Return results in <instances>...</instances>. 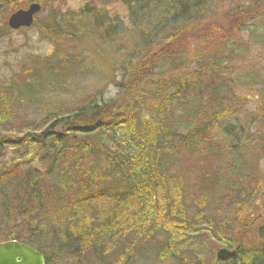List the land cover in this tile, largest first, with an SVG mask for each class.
<instances>
[{
    "label": "trees",
    "instance_id": "1",
    "mask_svg": "<svg viewBox=\"0 0 264 264\" xmlns=\"http://www.w3.org/2000/svg\"><path fill=\"white\" fill-rule=\"evenodd\" d=\"M20 1L0 0V10L4 4L14 6ZM23 1L44 5L51 0ZM120 1L126 22L141 29L138 49L149 45L151 37L162 42L144 56L137 58L132 52L123 59L113 92L100 93L63 112L45 111L36 119L29 112L36 89L46 79L72 73L78 66L76 57L53 51L51 55L59 59L55 65L50 59L36 61L7 83L0 80V241L14 239L36 248L45 264H121L136 254L144 258L143 245H160L157 257L161 260H201L206 247L193 245L189 237L202 235L204 225L212 230L211 221L190 215V206L207 208L210 196L223 189L226 203L233 204L228 208L243 210L254 192L245 163L239 157L230 160L233 153L225 154L218 142L222 139L208 134L217 119L238 105L219 73L223 62L213 63L211 56L207 62L199 61L194 77L182 75L179 57L166 56L158 48L169 45L179 22L194 19L196 24L184 36L195 37L196 32L203 42L207 33L220 38L245 30L257 38L259 25H246L257 13L244 17L234 13L228 20H215L214 32L205 12L212 10L215 0ZM80 12L91 13L87 8ZM97 13L101 16V11ZM36 17L32 26L44 22L49 32L45 23L51 25L55 15ZM115 20L111 19L113 32L123 34V23ZM70 27L68 17L64 28ZM230 41L226 51L233 59L242 53H236ZM223 52L220 48L218 55ZM142 57L147 62H139ZM247 77L251 80L237 83L249 86L260 81L257 76ZM21 103L26 110L22 116ZM221 130L225 139L235 141L244 126L232 123ZM233 146L238 153L240 148ZM180 149L201 151L194 188L200 189V204L193 200L195 205H189L183 176L172 172ZM184 232L188 235L183 236ZM257 235L264 236V222ZM232 264H264V245L240 251Z\"/></svg>",
    "mask_w": 264,
    "mask_h": 264
},
{
    "label": "rangeland",
    "instance_id": "2",
    "mask_svg": "<svg viewBox=\"0 0 264 264\" xmlns=\"http://www.w3.org/2000/svg\"><path fill=\"white\" fill-rule=\"evenodd\" d=\"M28 3L29 1L22 0L14 6L4 4L0 10V80L7 83L15 73L36 61L50 59L52 65H55L59 59L51 55L53 51L72 55L78 62V66L67 77L57 76L52 80L46 79L39 85L36 89V96L32 98L34 105L29 110L30 116L34 118L45 111L63 112L73 109L84 104L88 99L98 97L100 93L103 96L108 95L114 91V83L119 75V65L128 54L137 53V58L140 55L144 56L162 42L159 39L155 41L151 37L149 45H145L143 50L138 49L137 32H141V29L132 28L126 22L125 10L120 0H51L47 4H40L41 10L36 15V18L39 17L41 20L42 16H49L51 13L55 15L51 25L48 22L45 23L46 27L50 26L49 32H45L44 22L38 26L10 30L6 25L8 15L17 9L25 8ZM81 8H87L91 13L85 15V12H80ZM211 9L205 12V16L209 23L212 22L213 27L210 29L214 32L215 23L213 21L215 20H228L229 14L234 15V13L240 14L241 17L257 13L256 16L246 20V25L258 24L259 27L255 30L259 35L254 38L249 31L241 30L242 32L239 31L240 33L235 36L221 35L218 38L212 33H207L202 42L201 38L199 40L196 37V32L195 37L184 36L186 30L196 24L197 20L194 19L188 23L179 22V29L171 42L178 41L175 44L170 42L167 46L161 45L158 49L165 51L166 56L176 57L177 55L179 57L181 62L179 71L182 75L190 74L194 77L193 74L197 70L199 61L207 62L211 56L213 63L214 61L223 62L219 73L223 75L225 86L231 89L228 95L231 98H237L238 105L234 112H230L222 119H217L218 124L213 123L212 125L216 127L212 133L209 130L208 134L222 139L224 143L220 142V139L218 142L221 143L225 154L233 153L230 160L236 159L237 161L239 157L245 163V175L247 179H252L254 186H251L254 192L243 210H236L237 206L228 208L233 204L226 203L224 199L226 192L223 189H218L215 197L210 196L207 208H198L193 200L200 204L198 200L200 189L195 190L194 188L197 183L196 176L201 171L199 161L201 151L188 153L180 149V154L174 160L172 172L175 174L177 171L183 176L186 200L189 205H195V207L190 206L188 213L200 216L202 220L207 218L211 221L209 225L212 230H207V225H204L206 227L202 235L197 232L189 237L194 242L193 245L206 247L201 260L192 257H186V260L181 259L178 263L167 258L161 260L157 257L160 245H143V252L146 254V256L142 255L144 258L140 259V254L135 253L136 257L126 263L119 262L121 264H212L213 253L220 247H230V249L239 247L244 250L245 247L254 248L263 243L257 235V228L264 222V0H215ZM98 11H101V16L97 15ZM67 14L71 17L70 29L64 28V21L68 18ZM74 17L76 19L72 22ZM113 17L116 18L115 22L123 23V34L113 32L111 24ZM3 30L7 32L1 36ZM206 31L207 28L203 32ZM229 41L232 42L236 53H242L240 56L233 59L229 57L226 51ZM220 48L224 51L222 56L218 55ZM217 57L218 60H216ZM227 57L229 59H226ZM145 59L142 57L138 61L145 63L147 60ZM201 71L202 69H199L196 74L199 75ZM248 74L251 77L257 76L260 81L249 86H240L237 83L240 79L251 80L247 77ZM54 75L56 76V73ZM230 78H233L235 82H232ZM228 82L230 84H226ZM223 96L224 98L229 97ZM240 98L244 99L241 103ZM22 104L19 106L21 116L26 113L25 105ZM235 114L237 116H234ZM231 121L237 126L241 124L244 126V130L239 133L241 138L235 141L225 139L222 135L221 129L232 124ZM219 122H221L220 126ZM233 145L240 148L238 153ZM229 158L230 156L226 161ZM252 181L249 183L251 184ZM182 235L185 236L188 233L184 232ZM221 240L230 241L231 246L225 245ZM206 253L208 257H205Z\"/></svg>",
    "mask_w": 264,
    "mask_h": 264
},
{
    "label": "water",
    "instance_id": "3",
    "mask_svg": "<svg viewBox=\"0 0 264 264\" xmlns=\"http://www.w3.org/2000/svg\"><path fill=\"white\" fill-rule=\"evenodd\" d=\"M41 10L37 2L29 3L26 8L12 12L7 18V26L16 30L20 27H29L34 20V15ZM235 251L226 248L217 249L215 255L219 261L231 259ZM0 264H45L44 256L37 249L17 240L0 242Z\"/></svg>",
    "mask_w": 264,
    "mask_h": 264
},
{
    "label": "bare ground",
    "instance_id": "4",
    "mask_svg": "<svg viewBox=\"0 0 264 264\" xmlns=\"http://www.w3.org/2000/svg\"><path fill=\"white\" fill-rule=\"evenodd\" d=\"M260 239L263 241L262 245H264V236L260 235ZM260 246V245H259ZM259 248V247H258Z\"/></svg>",
    "mask_w": 264,
    "mask_h": 264
}]
</instances>
